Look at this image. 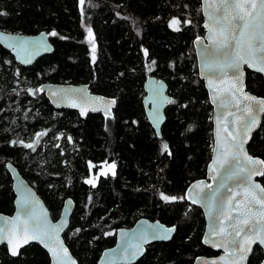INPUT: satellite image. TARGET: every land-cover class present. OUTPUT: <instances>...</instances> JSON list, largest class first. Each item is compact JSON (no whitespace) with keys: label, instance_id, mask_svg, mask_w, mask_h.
I'll list each match as a JSON object with an SVG mask.
<instances>
[{"label":"trees","instance_id":"obj_1","mask_svg":"<svg viewBox=\"0 0 264 264\" xmlns=\"http://www.w3.org/2000/svg\"><path fill=\"white\" fill-rule=\"evenodd\" d=\"M0 12L6 13L0 15L1 31L46 32L53 46L26 68L0 47V213L13 212L5 170L10 162L53 220L65 198L75 202L63 238L78 264H96L102 250L113 246L115 232L141 218L175 226L176 232L170 242L148 246L135 264H192L198 256H215L201 244V211L179 199L191 182L205 177L212 150L211 107L192 46L203 35L200 1L0 0ZM173 18L181 21L180 31L169 27ZM148 77L163 80L174 101L165 109L159 138L142 105ZM47 82L89 85L91 93L115 99L112 116L81 119L55 110L37 90ZM245 86L264 98L260 75L246 70ZM34 138L33 148L24 146ZM248 152L264 160V117ZM105 165L112 172L88 184ZM259 181L264 187V175ZM161 193L178 199L165 201ZM262 260L255 248L248 264ZM0 264H49V259L38 245L22 249L17 258L3 246Z\"/></svg>","mask_w":264,"mask_h":264},{"label":"water","instance_id":"obj_2","mask_svg":"<svg viewBox=\"0 0 264 264\" xmlns=\"http://www.w3.org/2000/svg\"><path fill=\"white\" fill-rule=\"evenodd\" d=\"M200 1V12L203 19L202 28L204 34L198 36L201 39L199 44L196 43L197 37L193 40L192 46L195 55L196 69L198 79L202 81L204 89L207 94L208 103L211 107V126H212V150L210 160L206 165L205 177L191 182L184 192V199L186 202L202 213L204 220V230L201 237V244L218 253L215 257L198 256L192 264H206V262L217 261L218 264H248L253 248L259 247L264 257V245H260L257 241L251 245L252 251L247 253L245 260L240 259V253L231 251L226 252L223 237L213 233V227L219 224V220L214 219L221 215L218 211L222 208L224 211L229 206V198L234 205L235 201L241 199L245 190L249 187L253 188L255 185H261L260 179L263 175H252L251 185L245 184L243 187H238L234 179H229V175L235 170V165L225 164L224 167H220L219 164L214 163L222 157L223 147L231 143V138L228 136V132L224 129L236 135L237 140L245 139L243 147L245 152L254 159L262 160L259 157H254L248 152V145L252 139V136L261 126L262 119L264 117V111H256L258 105H255L250 101H243L241 108L244 104H253L254 114L256 115L257 122L251 125V130L245 134V128L242 122L233 124L234 116H229V112H235L236 115H244L245 119H248L246 114L241 113L233 106L234 102L229 103L226 107L221 106L222 91L228 88L232 84L231 72L228 76H221L219 73L215 75L209 73L204 67L206 58L203 55V50L206 45H209L207 37L209 35L208 29L204 27L207 22L212 25V21L208 19V15L214 14L217 0H205ZM208 13L206 15L205 13ZM3 35L0 36V47L10 53L16 64L22 67L31 66L39 58L49 55L53 51V46L49 41L48 34L46 32H40L35 35L15 34L5 31H1ZM246 70L260 75L264 79V74L254 71L248 68L246 65L242 67L241 86L243 91L251 96H255L246 90ZM211 78L213 83L209 86L208 79ZM219 89V90H218ZM38 92L44 96L47 102L55 110H68L75 112L81 119H85L89 114H100L103 117H111L113 108L115 107V99L108 98L102 95L91 93L89 85H71V84H55V83H42L37 88ZM144 96L142 98V105L144 113L150 127L154 131L155 135L160 137V130L165 122V109L167 108L171 97L168 95L167 85L163 80H157L155 77H148L143 83ZM239 96L240 94L237 93ZM215 97V100H214ZM257 99H264L255 96ZM229 101L232 100L231 96H228ZM75 105V106H73ZM159 133V134H157ZM215 149V151H213ZM243 159V157H242ZM249 168L252 165H248ZM258 171H264V165H255ZM5 170L9 175L11 181V190L14 195L13 199V212L11 215H5L0 213V228H9L13 218L19 216L20 220L27 219L26 210H34L33 220L31 223H36V218L42 222L46 219L49 228L56 226L59 228L58 237L62 242L63 247L68 250V257L78 264L77 259L72 255L71 251L65 244L63 235L68 230L70 219L75 210V202L67 197L63 200L62 206L56 220H53L50 216V212L44 204L43 200L38 196L36 191L29 185V183L21 176L16 167L12 163H5ZM227 187H221V185ZM227 188H231L232 192H228ZM219 190V193L225 198L219 203H212L208 198L212 196L214 192ZM257 194L259 190L255 189ZM236 193H240V196H236ZM196 200V203H193ZM25 201H28L25 205ZM46 213V217L44 216ZM235 215V211L232 213ZM171 230V231H167ZM176 232L175 226H166L159 221H150L145 218L137 220L129 229H118L114 234V244L109 248H105L100 253L96 264H135L146 253L147 247L155 243H167L170 242ZM167 236V238H162ZM243 236V233L241 234ZM238 240L240 238H237ZM205 240L208 243H205ZM19 242L22 244L18 248V254L13 256L11 254L10 245L5 238L0 241V247H5L7 254L11 258H17L22 249L30 245H38L48 256L49 264H55V258L48 251L43 244L37 240L29 239L28 243H23V238L19 237ZM18 243L17 237H13L11 247L15 248ZM55 246V243H54ZM224 257L223 260L220 258ZM70 264V262H69ZM259 264H264V258Z\"/></svg>","mask_w":264,"mask_h":264},{"label":"snow or ice","instance_id":"obj_3","mask_svg":"<svg viewBox=\"0 0 264 264\" xmlns=\"http://www.w3.org/2000/svg\"><path fill=\"white\" fill-rule=\"evenodd\" d=\"M84 2L85 0H80L81 5ZM205 3L207 4L208 0H205ZM205 14L208 15L207 12ZM0 15H6V13L0 12ZM208 19L212 21V25L210 26L207 22L204 24L209 32L207 39L210 42L203 50V55L206 58L204 67L213 75L219 73L221 76H228L231 72V86L223 90L218 89L223 93L221 106L226 107L229 103L234 102L233 106L241 113L246 114L248 119H245L244 115H236L235 112L228 113L229 116L235 117L232 121L233 124L243 123L245 134H247L251 130V125H254L257 120L253 104H244L241 108L242 102H253L259 106L256 111H264V99H257L255 96L247 94L241 86L243 66L246 65L248 68L264 74V0H217L214 14L208 15ZM180 23L181 21L173 18L169 22V27H173L175 31H180L181 29L178 27ZM184 23L190 24L191 21H184ZM88 32L91 35L90 29ZM2 35L0 33V36ZM51 35L56 36L57 33L52 32ZM201 39L197 37L196 43L199 44ZM153 63L155 62L153 61ZM208 83L209 86L212 85L211 78L208 79ZM237 93L240 95L238 96ZM228 96H231V101L227 99ZM173 102L169 101V103ZM224 130L228 132L231 143L223 147L221 159L214 161V163L219 164L220 167H224L225 164L235 165V170L230 173L229 179H234L238 187H243L245 184L251 185L254 172L264 175V171H258L255 168V165H264V160L254 159L245 152L243 145L246 140H237L238 132L233 135L227 128ZM43 135H46V133H38L37 137ZM24 146L33 148L31 143ZM162 150L164 152L168 151L166 143L162 145ZM248 165H252V167L249 168ZM221 187L227 186L222 184ZM255 189L259 190V194ZM227 191L232 192V189L227 188ZM235 195L240 196V193ZM184 198L180 197L179 199ZM161 199L175 201L178 198L161 193ZM208 199L212 203H219L225 198L217 190ZM24 203L27 205L28 201ZM193 203H196V200H193ZM218 211L221 212V215L214 219L219 220V224L213 227V233L223 237V246L226 252L230 251L229 246H231V251L240 253V259L245 260L247 253L252 251L251 245L253 243L258 241L260 245H264V187L260 185H255L254 189L249 187L245 190L242 198L235 201L234 205L231 203V198H229L227 210L224 211L219 208ZM234 211L235 215L232 214ZM26 215L27 219L20 220L17 216L12 219L9 228H0V241L7 238L11 254L13 256L18 254L17 250L22 246L19 237H22L23 243H28L31 239L43 244L55 258V264H69V262L75 264V261L68 257V250L59 241V228L56 226L49 228L46 219L41 222L39 218H36L37 222L31 223L34 210L27 209ZM44 216L46 217V213H44ZM242 233L243 236H241ZM14 236L17 237L18 243L15 248H12L11 243ZM162 238H167V236ZM205 243H208V241L205 240ZM220 259L223 260L224 257ZM206 264H218V262L211 261L206 262Z\"/></svg>","mask_w":264,"mask_h":264},{"label":"rangeland","instance_id":"obj_4","mask_svg":"<svg viewBox=\"0 0 264 264\" xmlns=\"http://www.w3.org/2000/svg\"><path fill=\"white\" fill-rule=\"evenodd\" d=\"M203 34H204V31H203ZM87 43L88 44H92V38L91 36L87 37ZM34 141H36V139L34 138L32 141H31V144H35ZM93 166H91V171H93ZM112 172V167L110 165H105V168L104 169H97V171L92 174L90 176V178L87 181L88 184H95V182L98 180V178L100 176H103V175H108Z\"/></svg>","mask_w":264,"mask_h":264},{"label":"flooded vegetation","instance_id":"obj_5","mask_svg":"<svg viewBox=\"0 0 264 264\" xmlns=\"http://www.w3.org/2000/svg\"><path fill=\"white\" fill-rule=\"evenodd\" d=\"M119 17V16H118ZM255 248H259V247H257V246H255L254 248H253V250L255 249ZM260 249V248H259ZM260 251H261V249H260ZM253 252V251H252ZM261 253H262V251H261ZM218 255V253H216V255L215 256H217ZM252 255V254H251ZM262 255H263V253H262ZM215 256H212V257H215ZM251 257V256H250ZM264 258V257H263Z\"/></svg>","mask_w":264,"mask_h":264}]
</instances>
